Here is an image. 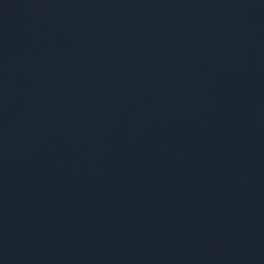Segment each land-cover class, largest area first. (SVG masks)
Returning a JSON list of instances; mask_svg holds the SVG:
<instances>
[{"label": "water", "instance_id": "1", "mask_svg": "<svg viewBox=\"0 0 264 264\" xmlns=\"http://www.w3.org/2000/svg\"><path fill=\"white\" fill-rule=\"evenodd\" d=\"M0 264H264V0H0Z\"/></svg>", "mask_w": 264, "mask_h": 264}]
</instances>
